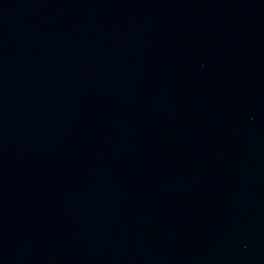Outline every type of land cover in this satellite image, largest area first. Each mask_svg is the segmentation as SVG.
Here are the masks:
<instances>
[{
	"label": "water",
	"instance_id": "95a60500",
	"mask_svg": "<svg viewBox=\"0 0 264 264\" xmlns=\"http://www.w3.org/2000/svg\"><path fill=\"white\" fill-rule=\"evenodd\" d=\"M0 264H264V0H0Z\"/></svg>",
	"mask_w": 264,
	"mask_h": 264
}]
</instances>
